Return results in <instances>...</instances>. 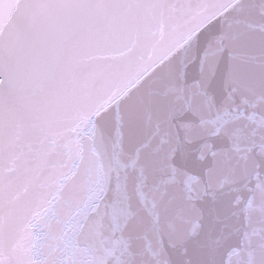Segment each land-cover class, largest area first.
<instances>
[{"label": "snow or ice", "instance_id": "obj_1", "mask_svg": "<svg viewBox=\"0 0 264 264\" xmlns=\"http://www.w3.org/2000/svg\"><path fill=\"white\" fill-rule=\"evenodd\" d=\"M0 264H264V0H0Z\"/></svg>", "mask_w": 264, "mask_h": 264}]
</instances>
